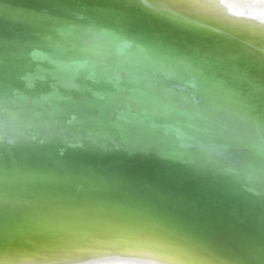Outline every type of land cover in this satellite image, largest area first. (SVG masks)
Listing matches in <instances>:
<instances>
[{
  "label": "bare ground",
  "instance_id": "bare-ground-1",
  "mask_svg": "<svg viewBox=\"0 0 264 264\" xmlns=\"http://www.w3.org/2000/svg\"><path fill=\"white\" fill-rule=\"evenodd\" d=\"M120 4L0 0V159L41 175L57 160L119 172L258 234L264 77L237 60L209 75L195 58L197 51H223L225 40L258 49L264 0H225L230 20L219 19V10L190 18L212 38L136 10L99 11ZM156 39L164 47L146 54ZM84 243L119 250L125 242L98 237ZM78 264L158 262L117 251Z\"/></svg>",
  "mask_w": 264,
  "mask_h": 264
},
{
  "label": "snow or ice",
  "instance_id": "snow-or-ice-1",
  "mask_svg": "<svg viewBox=\"0 0 264 264\" xmlns=\"http://www.w3.org/2000/svg\"><path fill=\"white\" fill-rule=\"evenodd\" d=\"M129 9L204 38L212 34L195 27L191 17L219 10V19H231L225 0H121L119 9L99 11ZM256 37L258 49L225 40L223 51H197L195 63L214 75L226 60H237L264 77V29ZM162 47L156 39L144 51ZM259 95L264 100V88ZM98 237L125 243L119 250L84 243ZM117 251L158 264H264V218L258 234L239 231L194 201L119 172L57 160L41 175L0 159V264H78Z\"/></svg>",
  "mask_w": 264,
  "mask_h": 264
},
{
  "label": "water",
  "instance_id": "water-1",
  "mask_svg": "<svg viewBox=\"0 0 264 264\" xmlns=\"http://www.w3.org/2000/svg\"><path fill=\"white\" fill-rule=\"evenodd\" d=\"M16 105V104H15ZM24 105L23 104H20V107H23Z\"/></svg>",
  "mask_w": 264,
  "mask_h": 264
}]
</instances>
